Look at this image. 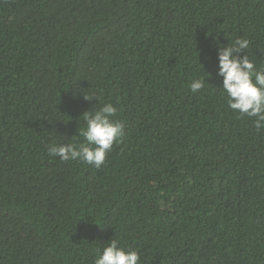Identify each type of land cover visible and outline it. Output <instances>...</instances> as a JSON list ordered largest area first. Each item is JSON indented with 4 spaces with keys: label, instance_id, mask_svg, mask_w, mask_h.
<instances>
[{
    "label": "trees",
    "instance_id": "obj_1",
    "mask_svg": "<svg viewBox=\"0 0 264 264\" xmlns=\"http://www.w3.org/2000/svg\"><path fill=\"white\" fill-rule=\"evenodd\" d=\"M237 38L264 67V0H0V264H94L111 239L264 264V131L217 76ZM105 102L125 134L99 169L49 154Z\"/></svg>",
    "mask_w": 264,
    "mask_h": 264
},
{
    "label": "clouds",
    "instance_id": "obj_2",
    "mask_svg": "<svg viewBox=\"0 0 264 264\" xmlns=\"http://www.w3.org/2000/svg\"><path fill=\"white\" fill-rule=\"evenodd\" d=\"M250 41L237 38L233 43L222 45L216 42L218 72L222 77L219 88L226 93L228 107L241 116L252 118L257 132L264 131V67H258L245 50ZM243 55L241 56V54ZM205 79H193L190 90L193 93L204 89ZM86 101H98L95 96H84ZM117 108L110 102L83 113L85 127L79 132L84 142L77 144H57L49 146V154L59 157L61 162L79 160L99 169L106 160L113 145L124 136L125 124L113 120ZM140 254L136 250L120 246L111 239L98 254L94 264H139Z\"/></svg>",
    "mask_w": 264,
    "mask_h": 264
}]
</instances>
